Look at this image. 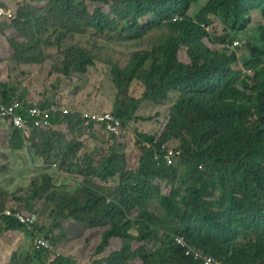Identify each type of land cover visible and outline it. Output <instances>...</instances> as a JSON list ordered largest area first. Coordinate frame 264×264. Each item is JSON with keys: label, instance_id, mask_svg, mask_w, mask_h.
I'll list each match as a JSON object with an SVG mask.
<instances>
[{"label": "trees", "instance_id": "trees-1", "mask_svg": "<svg viewBox=\"0 0 264 264\" xmlns=\"http://www.w3.org/2000/svg\"><path fill=\"white\" fill-rule=\"evenodd\" d=\"M198 3H205L204 10L189 16ZM256 11H262L264 20V0H85L79 7L75 0H32V5L7 21L23 39H35L42 31L51 30L57 48L68 38L90 31L111 35L109 31L122 23L127 42L141 40L153 24L141 22L149 16L164 25L165 33L154 48L131 54L127 66L112 70L116 99L124 97L128 102L113 115L128 130L142 101L160 104L170 93H180L159 135L137 134L136 144L142 151L137 170H128L114 134L108 154L87 156L80 161L82 165L79 157L69 158L70 148L78 155V144L59 147L51 143V138L61 133V125L70 131L84 126L77 113L52 117V127L34 128L28 135L9 118L0 121L13 127L11 150L30 144L29 150L42 159L46 171L31 183V199H44L50 206L56 203L52 222L72 218L93 228H106L94 252L99 259L93 264H204L187 256L177 237L186 238L192 247L224 264H264V232L263 240L257 241L259 235L257 240L253 238L257 230L264 229V26L258 32L249 31L251 14ZM245 33L249 42L235 47ZM243 49L247 54L241 56ZM64 57L65 77L88 73V68L95 66L91 53L77 46L67 47ZM241 65L254 75L239 71ZM136 81L145 89L137 100L127 96L128 87ZM16 92H3L0 103L26 102ZM26 104L49 108L47 104ZM94 126L88 125L92 130ZM173 138L181 141L184 150L180 148L183 155L178 164L169 166L163 155ZM54 150H62L64 157L56 159ZM157 154L161 157L156 160ZM72 162L76 164L74 174L82 181L73 193L63 187L67 191H59L54 173L67 172ZM76 167L83 169L78 173ZM97 180L114 181L118 186L112 191ZM4 195L0 191V206ZM12 198L16 200V196ZM169 200L176 203L177 211L171 209L172 203L168 205ZM25 202L28 206L23 210L36 213L30 199ZM154 205H160L176 222L161 219ZM19 207L14 202L6 205ZM1 225L31 231L13 220ZM35 230L31 234L41 264H76L61 255L51 261L46 249L35 241L37 232H42L56 250L54 236L39 223ZM113 238L122 241L121 249L100 258ZM162 239L163 244H153Z\"/></svg>", "mask_w": 264, "mask_h": 264}, {"label": "rangeland", "instance_id": "rangeland-1", "mask_svg": "<svg viewBox=\"0 0 264 264\" xmlns=\"http://www.w3.org/2000/svg\"><path fill=\"white\" fill-rule=\"evenodd\" d=\"M3 1L7 9L16 15L15 11L8 7L5 0ZM84 1L85 0H75L78 7ZM21 3L22 6L25 7L31 4V0H22ZM37 5L40 6L41 4L38 3ZM42 5H45V2H42ZM204 6L205 3L193 5L191 14L189 16L195 17L199 12L204 10ZM34 8L35 7H33V9ZM262 14V11H256L251 14L252 23L249 27V31L251 30V33H254V31L258 32V30L264 26ZM141 22L145 25L151 23L153 24L143 39L129 42L125 40L123 35V30L125 28L124 23L114 26L113 29L109 31L111 35H106L105 37L95 34L93 31H90L84 36L70 37L62 44L61 48H57L55 46L57 43V37L55 35L53 36L51 30L42 31L38 38L35 39H23L19 34L15 33H13V35L7 34L5 37L0 36V39L5 41L8 45L7 47L4 45V48L0 47V91L12 92L15 90L19 92L20 95L25 96V99L27 100L25 103L30 102L31 104L35 103V99L40 97L41 101H43V105H45V103L49 104L47 101L55 99L56 96H61L62 99L60 101H64V105L68 107L67 105L73 102V99L77 98L86 104L96 103L99 105H107L106 111L96 113H117L119 108L128 106V102H125L127 100L124 97L121 99L119 98L120 101H118V98L116 99L117 91L113 85L112 76L113 67L118 66L123 68L127 66L131 54L141 51L144 48H149V50L154 48L159 37L165 33L163 28L164 25H160L159 20L154 19L151 16L146 17ZM6 27L8 28V25ZM2 30L3 28L0 27V33ZM223 31L224 29L221 30V32ZM248 37L249 34L245 33L240 37L239 40L241 43H247L249 42ZM16 46H21L22 49L26 51H34L38 55L36 57H28L29 61H17L15 57H10V53L6 54V52L9 50V47L14 49ZM70 46H77L86 49L91 53V57L95 61V66L88 68L90 70L88 73H71L69 77L64 76V70L68 71L64 64V50ZM246 54L247 51L245 52L244 49L240 52L241 56ZM109 65L111 68L108 67ZM243 67L244 65H241L238 70H243ZM245 70H247V72L250 71L249 69H244L243 71ZM237 71L236 73H238ZM251 73L254 75L252 70ZM245 74L249 75V73ZM128 88L127 96L136 100L140 99L145 92L142 83L137 81ZM179 94V92L170 93L167 100L160 104H152L148 101H142L139 107L134 110V114L132 116L133 119L131 121H136L137 125L135 126L131 122L133 125L130 124L131 127L129 130L127 129L128 132L123 131V135L120 136L125 146L127 144H131V149L129 148L127 150L131 162L136 160L138 149L141 151V146L139 144L137 145L138 148L135 146L137 134L143 133L147 135H159L162 131L163 123L172 112V105L178 98ZM142 119H144V121ZM102 129L103 128L101 127V130ZM101 130H91L89 129L88 125L84 124L83 127H72L70 131L67 129L66 125H61L58 128V132L61 133L57 134V136L55 135L57 138H51V143L53 142L55 146L59 147H68L70 145L73 146L75 143L78 144V155H76L77 153H74V150L70 148L69 158L79 157L78 163L79 165H82L80 161L86 159L87 156L88 159L89 156L95 157L97 155L96 151H100L101 155H106L112 150L113 142L110 139L111 136H109L106 131L102 132ZM104 133H107V136ZM95 137H97V139L94 140ZM11 138H13V130L10 131L9 139ZM51 143L49 142L50 145ZM5 144V146L8 147V145L11 144V141H8V143ZM168 147L183 149L181 141L174 138L170 140ZM21 149L23 150L19 151H23L26 162L29 164V167L27 168L28 174L26 176V179L29 181L27 180L26 183H23L22 187L28 188L33 180H36V177L45 173L46 170L42 168V159H40L35 150H29V147H22ZM61 151L62 150L53 151V154L56 153L58 156L55 157L56 159L64 157L65 154ZM1 153H7L2 147H0V173H5L10 168V162L8 158H4ZM12 157L18 158L16 153H12ZM25 159L21 158V160L24 161ZM18 160L22 164V161L19 158ZM72 163L73 166H71L67 172L64 171L61 174H56L55 170L53 169L55 172L54 180L57 190L67 191L61 189L63 187L66 189H73L70 191V193H73L76 191L78 183L82 181L81 179L79 181V178L76 176V174H74L76 173L74 171L76 164L74 162ZM183 166L184 164L179 165L181 169H183ZM82 169L83 168L76 167L78 173L79 171L81 172ZM55 191L56 190H52V193ZM31 196L32 194L25 197H16V200H10L8 203L14 202L18 204V206L26 207L28 206V203L25 201L30 199V206L34 208L35 212L38 214L37 216L40 217L38 218V222L40 224V219H43V215H47L46 211H49L50 208L52 209V206H55L56 203L53 201V205L50 206L46 202V204L49 205V207L46 208V206L39 205L45 202L43 201L44 199L32 200ZM3 202L4 201H2V203ZM170 203H172V205ZM175 204L176 203L172 200L168 201V205H171V209L177 211V206ZM6 205L2 204L0 207L5 209ZM37 207L40 210L37 209ZM153 208L157 212L158 216H160L161 219H164L167 223L173 224L176 222L160 205H154ZM52 221L44 220L45 225L47 226L48 224V228L51 224V227L53 226V228H56L55 225L57 223L55 224ZM84 227L91 229L86 224L76 222V220L72 218H60V227L56 228L55 230L58 235L53 234L54 238H52V240L54 244H57L59 235L61 236V234H63V230L61 229H66L69 234L73 235L74 237L76 236V241L74 240L75 243H73L76 244V256L75 254L73 256L76 258V264H93L94 260L99 259L98 256H94V252L98 242H101L103 234H94L88 230V233H83V237L78 236L82 234V229ZM53 232V230H50L51 235ZM261 232H264V229L257 230L255 235H253V238L257 240V236L259 235L260 239L258 238L257 241H261V239L263 240V234ZM163 243V239L160 242H153L154 245H161ZM70 245H72V243H70ZM34 259L32 257H23L22 259L20 255H16L14 256L12 262L13 264H31ZM37 261L41 264L40 259H37Z\"/></svg>", "mask_w": 264, "mask_h": 264}, {"label": "crops", "instance_id": "crops-1", "mask_svg": "<svg viewBox=\"0 0 264 264\" xmlns=\"http://www.w3.org/2000/svg\"><path fill=\"white\" fill-rule=\"evenodd\" d=\"M5 2L9 8H12L15 11L17 16H18V14H20V9L23 8L22 3H21L22 0H5ZM30 5H32V0H31ZM32 11H34V9H32ZM24 14H25V11H24ZM7 25H8V28L6 27ZM10 25H11L10 22L0 21V27L3 28L2 32L0 33V36L5 37L7 34L8 35H13V33L17 34L11 28ZM21 42H22V40H21ZM17 43H20V42H17ZM4 45L6 47L8 46L5 41L0 39V47L4 48ZM21 46H22V44H21ZM21 46H19V47L16 46V47H14V49H11L9 47V50L6 52V54L10 53V57L11 56L15 57L17 61H24V60L29 61L28 57H30V56L36 57L38 55L34 51H26V50L22 49ZM2 93L3 92L0 91V100L2 99L1 98ZM12 96H15V95H12ZM61 99H62L61 96H56L55 99H51V100L47 101V103H49V104H47V105H49L48 107H51V106H54L57 104L60 106H65L63 103L64 101H60ZM42 102L43 101H41V97H40V98H36L35 103H33V104L40 106V105H43ZM67 106L69 108L71 107L70 109L73 113H79V114L81 112H84V111L85 112H102V111H106V107H107L106 104H100V105L96 104V103L95 104H91V103L86 104L77 98L73 99V102H71ZM133 124L135 126L137 125L136 122H134ZM133 124H131V125H133ZM131 125H130V127H131ZM11 130H13V128L8 123H1L0 124V147H2L3 150H5L7 152L6 154L5 153L4 154L1 153V154L4 158H8V160L10 162L9 170L5 173H0V191H4L7 194V195H4V202L2 203L4 205H6L10 201V199H14V198H12L14 196L25 197L27 195L32 194L31 185H29L28 188L22 187V184L26 183V181L28 180V179H26V176L28 174L27 168L29 167V164L26 162L23 151L11 150V148H12L11 144L8 145V147L5 146L6 145L5 143H8V141H12L11 139H9ZM94 130L100 131L101 127L100 126H94ZM127 132H128V130H127ZM95 139H97V137H95L94 140ZM118 143H119V145H117L116 148L118 149V152L120 154H124L126 156L128 170H132V171L137 170L139 168V164H140L141 151L138 149V154H137L136 160L131 162L129 153L127 151L129 148L131 149V144H127L125 146L122 139H119ZM29 145L30 144H27L26 147H28ZM135 146L137 147L136 143H135ZM97 152H100V151H97ZM12 153H16L20 160L22 158V159H25V161L21 160L22 161V164H21L17 157H12ZM96 156L99 158V156H101V153H97ZM94 165L97 166V164H94ZM96 182L98 184L102 185L103 187L107 186V188L112 190V191L115 189L116 186H118V183H116L114 181H111L109 183H103V182L97 180ZM112 186H114V188ZM1 198L3 199V197H1ZM39 205L46 206V208L49 207V205L46 204V202L41 203ZM38 207H37V209H39ZM19 208L24 209V206H21ZM52 210H53V208L52 209L50 208L49 211H46L47 215H43V219H40V222H41L42 227L47 228L46 230H48L49 232H50V230L54 231L52 233V235L53 234L58 235L57 232H55V230H56V228L60 227V220L57 221V226L55 225L56 228H53V226L51 227L52 224L48 228V224L46 226L45 222H44V220L45 221H48V220L52 221L53 220ZM77 225H79V224H77ZM80 226H84V225H80ZM87 226H89L91 229L84 227L82 229L83 230L82 234H80L78 236L83 237L84 236L83 233H88V230H90L91 233H94V234L100 233L102 235L106 230V228H93L90 225H87ZM50 227H51V229H50ZM61 230H63V234L60 233L61 236L59 235L58 243L55 245L56 250L58 251L59 255L71 257L72 259H74L76 261V258L73 257L75 252H76V250H75L76 244H73L76 241V236L74 237L73 235L69 234L68 231H66V229H61ZM31 233L32 232L30 230H27V229H20V228L19 229H6L3 225L0 224V264H13L12 261L14 259V256H16V255H20L22 259H23V257H32L33 259L35 258L31 264H39V262L36 259V254H35L37 249H36V246L33 242ZM70 243H72L73 247H72V245H70ZM99 244H100V242H98V244L96 246H98ZM121 247H122V241L119 238L111 239L109 242V245L105 248L104 252L100 255V258L101 257L103 258V256L107 257L112 252L119 251L121 249ZM75 256H76V254H75ZM25 264H29V263H25ZM86 264H89V263H86Z\"/></svg>", "mask_w": 264, "mask_h": 264}, {"label": "built area", "instance_id": "built-area-1", "mask_svg": "<svg viewBox=\"0 0 264 264\" xmlns=\"http://www.w3.org/2000/svg\"><path fill=\"white\" fill-rule=\"evenodd\" d=\"M15 14L7 9L3 0H0V21H12ZM241 42L236 41L235 47H240ZM26 112L28 115H23ZM73 113L70 108L66 106L54 105L49 108H40L38 106H28L25 102L14 100L9 106L0 103V121L6 118L15 128L19 129L28 135L34 128L49 129L52 127V117L62 118ZM80 119L85 125L92 124L93 126H100L109 135H116L117 139H121L123 131L127 132L121 120L117 119L112 113H96V112H81ZM147 147L149 143H145ZM27 146V145H26ZM183 151L178 148H168L163 155L167 165H177L181 159ZM161 157L160 154L156 155V160ZM6 220L17 221L18 223L28 227L31 231L35 232L36 225L38 224V216L36 213L28 212L23 209L6 208L0 211V224ZM36 245L46 249L50 255V260L56 259L59 256L58 251L55 250L53 244L44 237L42 232L36 234ZM176 242L185 249L187 256L194 257L197 262L204 264H224L222 261L213 256L203 254L191 246L189 241L184 237H177Z\"/></svg>", "mask_w": 264, "mask_h": 264}, {"label": "clouds", "instance_id": "clouds-1", "mask_svg": "<svg viewBox=\"0 0 264 264\" xmlns=\"http://www.w3.org/2000/svg\"><path fill=\"white\" fill-rule=\"evenodd\" d=\"M249 74L251 75L252 73H251V71L249 72ZM77 114H79V113H77ZM103 131H105V129L103 130ZM109 135V134H108ZM109 136H111V135H109ZM178 149H180V148H178ZM176 164H178V163H176ZM202 168V167H201ZM19 209H21V208H19ZM38 218H39V216H38ZM39 223V222H38ZM39 226H42L41 225V223L39 224ZM57 251V250H56Z\"/></svg>", "mask_w": 264, "mask_h": 264}]
</instances>
